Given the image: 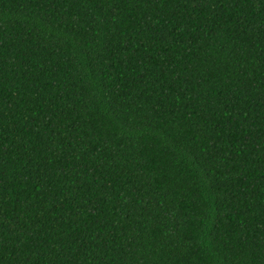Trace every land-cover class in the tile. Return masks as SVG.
<instances>
[{
  "label": "trees",
  "instance_id": "1",
  "mask_svg": "<svg viewBox=\"0 0 264 264\" xmlns=\"http://www.w3.org/2000/svg\"><path fill=\"white\" fill-rule=\"evenodd\" d=\"M0 264H264V0H0Z\"/></svg>",
  "mask_w": 264,
  "mask_h": 264
}]
</instances>
